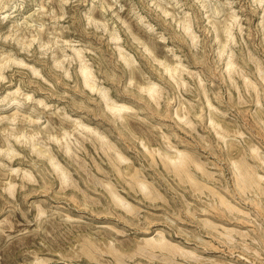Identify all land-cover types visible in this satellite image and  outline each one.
I'll use <instances>...</instances> for the list:
<instances>
[{
  "label": "rangeland",
  "instance_id": "374dc122",
  "mask_svg": "<svg viewBox=\"0 0 264 264\" xmlns=\"http://www.w3.org/2000/svg\"><path fill=\"white\" fill-rule=\"evenodd\" d=\"M0 264H264V0H0Z\"/></svg>",
  "mask_w": 264,
  "mask_h": 264
},
{
  "label": "bare ground",
  "instance_id": "6f19581e",
  "mask_svg": "<svg viewBox=\"0 0 264 264\" xmlns=\"http://www.w3.org/2000/svg\"><path fill=\"white\" fill-rule=\"evenodd\" d=\"M87 73H88V72H87ZM88 74H89V73H88ZM86 76H87V75H86ZM86 79H87V78H86ZM87 80H88V79H87ZM88 82H89V80H88ZM91 86H92V85H91ZM111 108H112V107H111ZM113 108H114V107H113ZM184 156H185V155H184ZM184 156H183V157H184ZM183 157H182V158H183ZM169 158H170V157H169ZM184 158H185V157H184ZM179 160H180V159H179ZM180 161H182V160H180ZM180 161H179V162H180ZM183 161H184V160H183ZM183 161H182V162H183ZM175 162H176V161H175ZM177 163H178V162H177ZM180 164H181V163H180ZM180 164H178V165H180ZM184 164H185V162H184ZM238 171H239V170H238ZM244 172H245V171H244ZM247 172H248V170H247ZM240 173H243V171L240 172ZM246 174H247V173H246ZM237 175H238V173H237ZM244 175H245V174H244ZM247 175H251V174H247ZM255 175H256V174H255ZM241 176H242V174H241ZM253 176H254V175H253ZM253 176H252V177H253ZM244 177L247 178L246 175L243 176V179H245ZM239 178H240V177H239ZM243 179H241V181H242ZM248 179H251V178L249 177ZM248 179H245L246 181L243 180L244 183H245V186H246V182H247ZM253 179H254V178H253ZM253 179H251V180H253ZM255 179H256V178H255ZM236 181H237V179H236ZM249 182H250V180H249ZM249 182H248V183H249ZM252 182H254V181H252ZM255 182H256V181H255ZM255 182H254V183H255ZM257 182H258V180H257ZM248 183H247V186L249 185ZM239 184H241V183H239ZM242 184H243V183H242ZM243 185H244V184H243ZM250 185H251V184H250ZM253 185H254V184H253ZM259 185H260V184H259ZM260 186H261V185H260ZM197 187H198V186H197ZM255 187H257V186H255ZM198 188H199V187H198ZM199 189H200V188H199ZM201 189H202V188H201ZM246 189H247V187H246ZM259 189H260V188H259ZM244 190H245V188H244ZM244 190H243V191H244ZM213 192H214V191H213ZM114 195H115V194H114ZM118 197H119V196H117V198H118ZM224 199H225V198H224ZM226 199H227V198H226ZM222 200H223V199H222ZM228 200H229V199H228ZM219 201H220V200H219ZM225 201H226V200H224V202H225ZM220 204H221V203H220ZM226 204H227V203H226ZM231 205H232V204H231ZM231 205H230V206H231ZM228 206H229V204H228ZM232 207L235 208L236 206L233 205ZM229 208H230V207H229ZM218 209H219V208H218ZM238 209H239V208H238ZM231 210L233 211V209H231ZM232 213H233V212H232ZM150 243H151V242H150ZM161 243H162V241L160 242V244H161ZM161 245H162V244H161ZM164 245H165V243H163V246H164ZM156 246H157V245H156Z\"/></svg>",
  "mask_w": 264,
  "mask_h": 264
}]
</instances>
